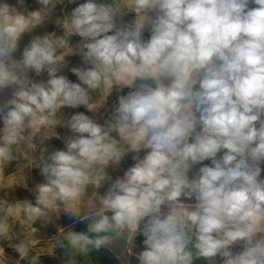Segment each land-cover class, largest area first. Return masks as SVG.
Returning a JSON list of instances; mask_svg holds the SVG:
<instances>
[{
    "label": "clouds",
    "instance_id": "obj_1",
    "mask_svg": "<svg viewBox=\"0 0 264 264\" xmlns=\"http://www.w3.org/2000/svg\"><path fill=\"white\" fill-rule=\"evenodd\" d=\"M101 253L264 264V0H0V264Z\"/></svg>",
    "mask_w": 264,
    "mask_h": 264
},
{
    "label": "rangeland",
    "instance_id": "obj_2",
    "mask_svg": "<svg viewBox=\"0 0 264 264\" xmlns=\"http://www.w3.org/2000/svg\"><path fill=\"white\" fill-rule=\"evenodd\" d=\"M131 163H132V161L130 159L126 160L124 162V164L122 165V168H121L120 172L114 173L113 175L121 174L122 170L124 168H126L127 166H130ZM94 264H119V262L116 261L115 258L112 257L111 254H109V253H101V254H98L94 258Z\"/></svg>",
    "mask_w": 264,
    "mask_h": 264
},
{
    "label": "crops",
    "instance_id": "obj_3",
    "mask_svg": "<svg viewBox=\"0 0 264 264\" xmlns=\"http://www.w3.org/2000/svg\"><path fill=\"white\" fill-rule=\"evenodd\" d=\"M28 2L31 4V3H32V0H28ZM50 30H51V29H50ZM70 59H71V61H72L73 64L78 63V58H76V57H72V58H70ZM70 78L73 79V80H75V77H74V76H70ZM114 101H115V95H113V96L110 98V100H109V104H111V103L114 102ZM80 110L83 111V109H80ZM60 131L63 133L64 130H60ZM52 143H53L54 146H57V147L62 146V145L60 144L59 141H53ZM197 264H201V262H197Z\"/></svg>",
    "mask_w": 264,
    "mask_h": 264
}]
</instances>
